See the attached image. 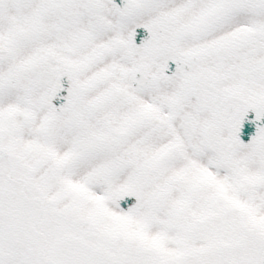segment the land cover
Here are the masks:
<instances>
[{
	"label": "snow or ice",
	"instance_id": "6c2138e0",
	"mask_svg": "<svg viewBox=\"0 0 264 264\" xmlns=\"http://www.w3.org/2000/svg\"><path fill=\"white\" fill-rule=\"evenodd\" d=\"M0 264H264V0H0Z\"/></svg>",
	"mask_w": 264,
	"mask_h": 264
},
{
	"label": "water",
	"instance_id": "95a60500",
	"mask_svg": "<svg viewBox=\"0 0 264 264\" xmlns=\"http://www.w3.org/2000/svg\"><path fill=\"white\" fill-rule=\"evenodd\" d=\"M250 131H253L254 132V129H250Z\"/></svg>",
	"mask_w": 264,
	"mask_h": 264
}]
</instances>
